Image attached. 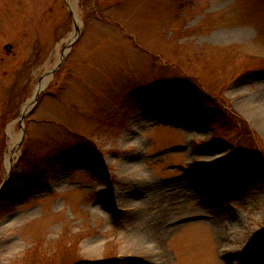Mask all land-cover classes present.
Returning <instances> with one entry per match:
<instances>
[{
    "label": "rangeland",
    "instance_id": "1",
    "mask_svg": "<svg viewBox=\"0 0 264 264\" xmlns=\"http://www.w3.org/2000/svg\"><path fill=\"white\" fill-rule=\"evenodd\" d=\"M257 110L264 0H0V264H264Z\"/></svg>",
    "mask_w": 264,
    "mask_h": 264
},
{
    "label": "bare ground",
    "instance_id": "2",
    "mask_svg": "<svg viewBox=\"0 0 264 264\" xmlns=\"http://www.w3.org/2000/svg\"><path fill=\"white\" fill-rule=\"evenodd\" d=\"M77 19H79V18H77ZM45 84H46V82L43 81L40 87L44 88V85ZM29 106H30V103H28L25 106V108L23 109V113H26L27 112V110L29 109ZM255 115H256L257 122H258L259 126L261 127V129L264 130V112L261 111V110H259V111L257 110L256 113H255ZM10 165L11 164L8 163V167H10ZM200 192H201V196H204L205 195V190L204 191L201 190ZM131 200H132V197H130V196L127 197L126 196V198H125V201H127L126 203H128L129 205L132 204ZM132 245H133V248L132 249L134 250V252H137L138 254H149V252H150V248L147 246V243H146L145 234H143V233L142 234L140 233L138 235V238L136 239V242L133 243ZM9 257H10V254H9V256H8V253H7V255H5L2 252V250H0V263H3L4 260L6 258H9Z\"/></svg>",
    "mask_w": 264,
    "mask_h": 264
},
{
    "label": "trees",
    "instance_id": "3",
    "mask_svg": "<svg viewBox=\"0 0 264 264\" xmlns=\"http://www.w3.org/2000/svg\"><path fill=\"white\" fill-rule=\"evenodd\" d=\"M25 168L27 170H25ZM25 168H22V172H23L22 175L13 176L12 181H11L12 186H17L19 188L20 186L28 183L29 181L41 180L42 174L40 172H36L34 166L27 165ZM26 172H27V174H26ZM38 173H40V174H38Z\"/></svg>",
    "mask_w": 264,
    "mask_h": 264
},
{
    "label": "water",
    "instance_id": "4",
    "mask_svg": "<svg viewBox=\"0 0 264 264\" xmlns=\"http://www.w3.org/2000/svg\"><path fill=\"white\" fill-rule=\"evenodd\" d=\"M69 9H70V13H71V15L73 16V12H72L70 6H69ZM73 17H74V16H73ZM77 38H78V37H77ZM70 47H71V46H70ZM9 48H10V46H6V49H9ZM64 59H65V54L63 55V57H62V61H61V63L58 65L57 68H55L54 70L50 71L49 73H45V74L41 77V79H40V83H39V86H38V88H37V90H36V94H35V97H34V99H33V102H34V103L31 104V106H36V103H37V101H38L39 95H40L41 92H42V87H40V86H41L42 82L44 81V79H45L48 75H54L55 72H56V70L61 66V64H62V62H63ZM31 110H32V109L29 108L25 114H22V115L20 116V118H19V124H20L21 126H23L24 121H25V119H26V116L31 112ZM22 129H23V128H22ZM24 136H25V133H24V129H23L22 141H23V139H24ZM11 169H12V166H11ZM11 169H10V170H11ZM5 184H6V182H5ZM5 184H4V185H5ZM4 185H3V186H4ZM3 186H2V187H3ZM0 190H2V189H0Z\"/></svg>",
    "mask_w": 264,
    "mask_h": 264
}]
</instances>
